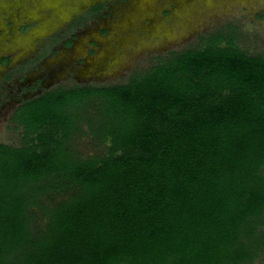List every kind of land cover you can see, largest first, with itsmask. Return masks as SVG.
Listing matches in <instances>:
<instances>
[{
  "label": "trees",
  "instance_id": "1",
  "mask_svg": "<svg viewBox=\"0 0 264 264\" xmlns=\"http://www.w3.org/2000/svg\"><path fill=\"white\" fill-rule=\"evenodd\" d=\"M198 41L124 83L58 85L14 108L21 142L0 143V264L264 254V56L231 28ZM83 136L104 151L81 154Z\"/></svg>",
  "mask_w": 264,
  "mask_h": 264
},
{
  "label": "rangeland",
  "instance_id": "2",
  "mask_svg": "<svg viewBox=\"0 0 264 264\" xmlns=\"http://www.w3.org/2000/svg\"><path fill=\"white\" fill-rule=\"evenodd\" d=\"M263 11L264 0H0V143L21 142L10 115L24 100L124 83L215 30L231 28L241 50L264 56ZM76 144L84 156L104 151L88 136Z\"/></svg>",
  "mask_w": 264,
  "mask_h": 264
}]
</instances>
